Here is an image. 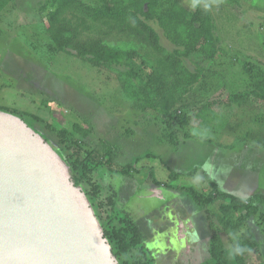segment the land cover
I'll list each match as a JSON object with an SVG mask.
<instances>
[{
	"label": "rangeland",
	"instance_id": "1",
	"mask_svg": "<svg viewBox=\"0 0 264 264\" xmlns=\"http://www.w3.org/2000/svg\"><path fill=\"white\" fill-rule=\"evenodd\" d=\"M45 1L8 0L4 5L0 2V108L21 112L26 121L27 117L34 116L65 129H71L74 123L89 128L87 136L81 135L85 147H88L86 149H98L104 143L107 144L117 153L116 168L131 162L134 156L141 155L142 160L136 164L139 171L128 177L113 175L107 166H102L100 172L106 177L102 181V196L105 199L111 185L115 191L123 190L122 197L128 195L135 198L139 193L146 194L147 183L155 179L181 195H188L183 189L177 190L182 186L209 193L211 183L204 177L205 170L221 182L225 187L223 189L232 188L245 197L256 192L264 193V147L255 148L259 143V138L256 140L254 137L258 126L251 124V110H242L240 107L235 110L234 107L223 105L200 110L201 105L216 97L217 87L210 84H213L210 76L205 88L195 86L187 94L186 102L192 105L186 110L191 117L187 137L180 140L178 143L181 144L177 147L162 142L159 137L165 131L164 125H167L162 122L163 118L158 112L143 103L144 99L134 100L128 96L129 91L126 93L125 87L131 84L123 75L125 66L116 65L112 69L96 66L90 59L79 57L71 49L60 51L56 47L48 30L50 13L41 8ZM85 1L97 3V0H77L68 4L59 15L72 24L75 23V16L78 17L81 25L84 24V38L89 36V31H95L100 25L93 20L90 24L88 19L91 16L86 10ZM188 1L195 3L199 0ZM206 1L216 18L215 35L219 47L215 55L217 58L210 63L192 56L191 60L185 59L184 64L193 68V60L199 61L205 69H210V74L220 75L219 83L222 84L238 75L243 60L263 62L264 0H235L233 3L230 0ZM151 23L160 33L165 47L171 50L173 46L164 37L162 28L157 22ZM128 39L118 34L111 38V42L113 45L124 46L128 44ZM150 58L154 63L161 59L154 51ZM165 71H168L167 67ZM238 87L244 88L245 85ZM29 121L31 126L59 149L54 138L45 136L37 129L42 126L41 123L33 119ZM176 132L182 138L186 134L180 127H176ZM148 153L150 156L144 157ZM229 156L234 160H230ZM222 162H227L228 171L212 170V165ZM229 173L231 176L234 173V177L230 179ZM151 195L154 197L150 200H162L159 196ZM133 198L125 205V210L130 207L140 218L150 213L149 204L145 203L147 196L141 200ZM194 204L203 211L207 209L201 201ZM203 215L213 225V216L210 219L205 212ZM253 227L261 242L262 252L249 253L246 263L264 264V234L259 226ZM215 229L212 226L204 232L209 235L208 232ZM223 240L228 247L229 242ZM206 259L204 255L203 264H214L212 251L209 259Z\"/></svg>",
	"mask_w": 264,
	"mask_h": 264
},
{
	"label": "trees",
	"instance_id": "2",
	"mask_svg": "<svg viewBox=\"0 0 264 264\" xmlns=\"http://www.w3.org/2000/svg\"><path fill=\"white\" fill-rule=\"evenodd\" d=\"M7 1L0 0L3 5ZM76 1L47 0L41 6L50 13L48 30L56 47L60 51L71 49L79 57L90 59L96 66L110 69L116 65L125 66L123 75L131 84L125 87L126 93L129 91L128 96L134 100L144 99L143 103L158 112L163 118L162 122L167 125H164L165 131L159 137L162 142L177 147L181 144L178 142L187 137L191 117L186 110L192 106L186 102L187 94L195 86L205 88L210 76L213 82L210 84L217 87V98L201 105L199 109L203 111L205 107L219 105L234 107L235 110L239 107L242 110L247 108L252 111L251 124L258 126L256 135L259 141H264V60H243L244 64L237 72L238 75L222 84L219 83L220 75L210 74V69H205L199 61L193 60V68L184 64V60H191L192 56L210 63L217 58L215 55L219 47L215 35L216 18L206 0L195 3L188 0H97L95 4L85 1L86 10L91 16L88 19L90 24L92 20L100 23L95 31H89L86 38L83 37L84 24L81 25L78 17L75 16L73 24L59 17L60 11ZM234 1L230 0V3ZM151 21L157 22L162 28L164 37L173 46L171 50L165 47L160 33ZM118 34L129 37L128 44L113 45L111 38ZM153 51L161 57L156 63L150 58ZM165 67L168 71H165ZM239 85L245 87H238ZM12 112L24 118L21 112ZM26 119L41 123V129H37L45 136L54 138L60 146L58 151L72 168L74 182L84 187L101 217L105 234L120 264H151L140 254V249H137L142 240L141 229L133 227L132 223L128 224L129 220L118 212L116 204L119 203L121 191H115L111 185L108 197L103 198L102 181L106 177L100 172L102 166H107L113 175L131 176L133 172L139 171L136 164L143 157L134 156L131 162L114 168L117 153L107 144L104 143L98 149H86L88 147H85L81 138L89 134V128L85 129L74 123L71 129H65L42 118L32 116ZM176 127L185 130L183 138L176 132ZM149 154H144V157L150 156ZM205 174L204 177L211 183L209 193L198 192L194 187L185 189L182 186L179 189L185 190L196 203L201 201L203 207L207 208L205 214L210 219L213 216V222L214 217L218 219L224 234L220 233L219 227L212 234L214 264H229L230 261L233 264H247L246 256L249 253L262 252L261 242L253 225L259 226L264 234V193L256 192L249 197H242L220 189L218 183L208 173ZM154 181L161 183L156 179ZM223 239L229 242L228 247Z\"/></svg>",
	"mask_w": 264,
	"mask_h": 264
},
{
	"label": "water",
	"instance_id": "3",
	"mask_svg": "<svg viewBox=\"0 0 264 264\" xmlns=\"http://www.w3.org/2000/svg\"><path fill=\"white\" fill-rule=\"evenodd\" d=\"M0 264H120L58 149L0 108Z\"/></svg>",
	"mask_w": 264,
	"mask_h": 264
},
{
	"label": "flooded vegetation",
	"instance_id": "4",
	"mask_svg": "<svg viewBox=\"0 0 264 264\" xmlns=\"http://www.w3.org/2000/svg\"><path fill=\"white\" fill-rule=\"evenodd\" d=\"M146 190L149 192L148 195H146L148 192L139 193L135 198L127 197L128 195L122 197L121 191L119 203L116 204L121 216L129 220L127 223L141 229L142 240L139 239L141 243L136 246L140 249V254L151 264H203L204 255L208 260L213 247L214 231H209V235L204 231L214 226L216 229L219 227L220 233L224 234L218 219L214 217L215 221L210 225L203 215L204 211L194 204L193 199L167 188L163 182H149ZM151 194L159 196L162 200L159 202L150 200L154 197ZM145 196L148 197L145 198V203L149 204L150 211L145 217H137L130 207L125 210V205L129 204L132 198L141 200ZM99 213L105 216L101 211Z\"/></svg>",
	"mask_w": 264,
	"mask_h": 264
},
{
	"label": "crops",
	"instance_id": "5",
	"mask_svg": "<svg viewBox=\"0 0 264 264\" xmlns=\"http://www.w3.org/2000/svg\"><path fill=\"white\" fill-rule=\"evenodd\" d=\"M254 137L256 138L257 137V139L259 138L258 137V135H254ZM256 139V140H257ZM263 141H259V143H258V146H256L255 148L256 149H261V147H264L263 146ZM260 144V145H259ZM243 146H246V145H241V147H243ZM261 146V147H260ZM236 152H238L237 151V149H236ZM226 159H228V158H226ZM229 159L231 160V159H233L234 160V158H232V157H230L229 156ZM226 164H227V162H222V163H218L217 165H212L213 167H211V168H213L212 170H214V171H218V172H220V169L222 170H225V172L226 171H228V168L226 167ZM210 165H208V167H209ZM207 171V172H206ZM205 172L206 173H208V175L212 178V179H214L217 183H218V186H219V188L220 189H223V188H225L224 186H222V184H221V182H219L218 181V179L216 178V177H213V176H211V174H210V172L208 171V170H205ZM231 173V172H230ZM229 173V174H230ZM234 173L232 174V176H231V174L228 176V177H230V179L232 178V177H234ZM238 175V174H237ZM255 187V186H254ZM223 190H226V189H223ZM226 191H228V192H231V193H234V194H237V195H240V196H242V197H245L244 195H242V194H240L239 192L237 193V191L235 192L232 188H231V190H226Z\"/></svg>",
	"mask_w": 264,
	"mask_h": 264
},
{
	"label": "clouds",
	"instance_id": "6",
	"mask_svg": "<svg viewBox=\"0 0 264 264\" xmlns=\"http://www.w3.org/2000/svg\"><path fill=\"white\" fill-rule=\"evenodd\" d=\"M124 164H125V163H124ZM122 165H123V164H122ZM122 165H121V166H122ZM114 168H116V167H114Z\"/></svg>",
	"mask_w": 264,
	"mask_h": 264
}]
</instances>
